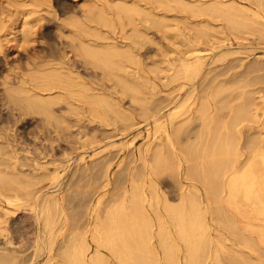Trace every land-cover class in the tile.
Masks as SVG:
<instances>
[{
    "label": "bare ground",
    "instance_id": "obj_1",
    "mask_svg": "<svg viewBox=\"0 0 264 264\" xmlns=\"http://www.w3.org/2000/svg\"><path fill=\"white\" fill-rule=\"evenodd\" d=\"M117 1L115 0V3H117V5H118V6L116 5V8L118 10V14L117 15H119L121 13H123V15H125L124 13H126L129 16H132L133 13H134V15H137V14L139 15L140 13H144L145 15L148 14V15H150V17L153 18L154 24L159 26L158 28H160L162 26H163V28H165L164 25H165V22H166V17L164 15L160 14L159 11H158L160 9L162 10V8H160L161 6L163 7V5H167L169 7L170 6L173 7V5L176 4V5L179 6L180 9L184 10V8H185V10H189V11H191L190 8H186V7H188V6L192 7L191 4H189V5H187V3L185 4L186 0H185V2H184V0H173V1H171V0H149V1L148 0H120L119 2H117ZM192 1H193V4H194V2H196V3L198 2V4L199 3L202 4V6H201V4H199L200 8H198L197 11H199L201 9V7H203V4L205 5V7H204L205 9H206L207 6L210 7L209 6L210 4H213V8H212V6H211V8H212V10H216V11L218 10L217 13H219V9L221 11V9L227 8L228 4L230 3V2H228V4H227V2L225 0H208V1H206V0H192ZM262 1H264V0H257L256 1L257 2L256 5L258 6V8L259 7H264V3ZM120 2L121 3L124 2L125 5L124 4H122L123 6L119 5V4H121ZM171 2L173 3V5H172ZM182 2H184L183 5H187V6H183ZM189 2H190V0H189ZM231 2H232V4L231 3L230 4L233 5L234 1L232 0ZM244 2H246V1L244 0ZM128 3H130L129 4L130 6H128ZM156 3H157L156 7L159 8L158 10L153 6ZM207 3H208V5H207ZM214 3H215V5H214ZM254 4L255 3H253V4L250 3V5H252L251 7H253ZM113 5H111V7L110 6L109 7L114 11L115 10V8H114L115 5H114V7H113ZM181 5L183 7H180ZM214 6H217V7H214ZM239 7L237 6V8H239ZM99 8L100 7L98 6V10L100 11L101 9H99ZM110 8H108V9H110ZM173 8H175V7H173ZM204 8H202V11L200 10L201 13L204 11ZM229 8H230V6H229ZM180 9H178V11ZM191 9L193 11V7ZM262 9H264V8H261V11H262ZM183 10H181V11H183ZM194 10H196V9L194 8ZM209 10H210V8L208 9V12L211 14L212 11L210 12ZM109 11L108 12L105 11V13H104V11L103 12L101 11L98 14L96 12L95 14L98 17L95 16L94 13H92L93 14V18L95 17L97 19L92 20L88 24L87 23H83L82 25H80V24L78 25L77 24L74 29H73V27H74V25H73L72 32H74V35H75L76 39H78V41H79V46H78L77 50H74V48H75L74 46H76V45H73V46L71 45L72 48L74 47L73 50L75 52V54H74L75 57L74 56H70V54L73 52L72 49H69L70 51L72 50L71 53H70L69 51H67L66 48H64L65 46L64 47L60 46V45H62L60 43H57V44L49 43V44H46V46H42L41 45L42 43H40V42L42 40L43 34L46 32V34L49 35L50 28H49V26H47V24L45 25L44 23H42L43 21H42V19H41L42 17L40 15L32 17L30 20L25 22L26 24H24V25H26V28L23 31V33H24L23 44L24 45L21 46L22 49H19V48H13V49L7 48V49H4L3 46H0V73H1L2 70L4 71V68L9 67L10 61H12L13 63H14V61L18 62V65L16 67L23 66L22 63H21V61H22L21 59H22V57L26 58V56H27L26 52L27 53H30V51L34 52L37 47H43L44 51H45V52H43V54H38V55H36V54L34 55L33 54V56L32 55L31 56L28 55L27 56V60L25 59L23 62H24V68H26L28 70V72L29 71L30 72L27 73V74L18 72L19 76H17L18 77L17 79H19V80H17L18 81L17 83H18L19 86L17 88H15V89L14 88L13 89L12 88H6L5 89V93H1V92H3V90L0 92V204L1 203H5L7 205H11L12 206L11 208H13V209H8L7 210V214H9L8 212H12L9 215H14V213H16L17 211L22 210V209L25 208L24 204L19 203V200L24 195H26V196H24V198H26L30 194H31V196H29V197H31L32 199L34 197L33 203L29 205V207H30L29 209L34 214V219H35L37 227H38V232H37L36 238L34 240V245H32L33 246V252H32L33 256L29 258L32 261V264H149L151 262V260L153 261V259H154L151 256L152 253H151V255H149V254H150V252H152V251H150V240L155 235L154 231H153V228L155 226L154 225L155 220H156V222H157V220L159 221L157 223H160L158 225H160L161 229H163L164 225L169 226V228H170L169 230L172 233H174V235L177 238V241H179V244H177V249L172 250L170 248H166V246H165V243L167 242V239L165 238L166 239L165 240L163 238L165 235L162 236V234H161L160 237L158 236L160 238L159 245H160L161 251L164 254L163 258L161 259V264H255V263L252 262V260L254 261L256 259L260 261V264H264V259H263L264 257L262 258V256H261V255H263L264 252L262 254H256L257 252L256 253L253 252L255 250H252V248H250L252 250V252H253V254H250V252H249L250 249L248 251L249 253H247V251H246L247 249L241 247L240 244L243 241L247 242V240L245 238L246 235H242V233H244L242 231H245V230H242V231L239 230V229L243 228V227L242 228L240 227V223L241 222L239 223L236 220L231 221V220L227 219L226 218L227 217L226 216L227 212L225 211L227 209V204H225L224 202H219L220 201V197L216 198L218 201L214 200L215 199L214 197H216V196H213V195H218L219 194L213 188H215L216 187L215 184H217V182H219V180H218L219 177L221 178L220 181L223 180L222 178H225L223 172H225V175H228L230 172H234L235 173V171H237V170H239V169H241L243 167H246V169L248 171V168L251 167V165L253 163H255V162H254V156H251L252 154H249L251 157L250 156L247 157V155H248L247 153H249L251 151L254 152L256 150L255 149L256 148L255 145L258 146L259 143H262V141L259 140V142H258L256 139L254 140L256 142H252L248 138H246V139H248L249 141L248 140L246 141L245 138H244L246 136V134H245L246 132L244 130L242 132V128L241 129L239 128V129L236 130L235 129L236 127H233L234 125L237 126V124H234L235 123V121H234V123L231 124V126L233 125L231 128H232V130H234V129L236 130V131L234 130L235 132L232 131L236 135L235 137H233L236 140L235 141L236 145H237L236 146L237 147L236 150L238 152V149L240 150V149H243L242 147H245L244 150L248 149L249 151L248 152L246 151L247 153H243V154H241V153L239 154L238 153V155L233 152L232 155L237 156L235 158V156H231L230 157V155H229V154L232 153L231 150H229L230 149V145H232V144H230L231 142L228 144L229 145V149L227 147L228 145H226L224 143L226 145V147H227L226 149H228L227 152H229V153H226L224 151L225 149L221 148V145H219L221 143V140H225L224 138H221L222 134H223L224 137L227 134H230V136L232 135L230 133V129L231 128H229L230 127L229 123L231 121L233 122V120L230 121L229 120V119H231V117H230L228 119L229 121H227L228 115L224 114V113H227V112H224V110H222L227 105V103L229 101L228 100L227 103L225 101V100H227L228 96H227V98L225 96V99L224 98H219L220 95H218V93L220 94V90H218V89L221 86V84L224 83L226 85V87H227V85H228L227 83L228 82L235 81V80H233V78L229 79L230 76H228L229 80L227 79L226 76L228 74L225 72L226 70L225 71L223 70L221 72L218 71L219 72L218 73L216 71L217 69L214 70L212 68V64H215L216 61H218L220 58L216 59L211 64H209V62L205 60V57L202 56V54H201L202 52L199 49L192 48V46H191L192 49L190 48L187 51L188 54L182 55L183 53L181 54V51L179 52V55H182V56L178 59V63L176 62L175 64H173V66H171V64L170 65L167 64L168 68L171 67L173 69L172 70V69L169 68L170 69L169 71L171 72V70H172V72H173V73L171 72L172 74H171V77H170V81L173 82V83H176V82L178 83L179 87L177 86V88L173 89L175 91H178V93L176 95H174L173 97H170V98H167L165 100H162L158 104H154L153 100L151 101L153 104L152 103L148 104V102H150V100L149 101H144L146 99H144L143 96L141 97V95H145V97L146 96L147 97H152L151 96L152 93L150 94L148 92L149 88L147 86H149V84H153L152 80L149 79L148 76L151 73V71H154V70H150L153 67L151 68L150 67L151 65L147 66L148 63H145V62L148 61V59L144 62V60H143L144 58H142L141 57L142 54H140V52L142 50L141 46L144 43H143V40H140V39H137V38H140L139 34L142 35L141 34L142 32H140L139 34H135V35L132 34L133 32L136 31L135 30L136 26H134V27H132L133 31H130V32H131L132 36L134 35L135 37L133 36V38H130V41L120 40V39L118 40V39L114 38L113 37L114 36L113 34L115 33L114 30H113L114 33H112V35H113L112 36V35L109 34V32H107L108 30L105 31V29H104V26L106 28V25L111 20V17H110L111 14H110ZM175 11H173V12H175ZM197 11H196V13H197ZM115 12H114V14H116ZM119 12H121V13H119ZM135 12H137V13L135 14ZM165 12L168 13L166 10H165ZM205 12L207 13V11H205ZM205 12H203V13L205 14ZM215 12H214L213 16H215ZM251 13L253 14V12H251ZM255 13H256V11H255ZM151 14H154V15L151 16ZM202 14H200V15H202ZM220 14H221V12H220ZM231 14L228 15V17L230 16L232 18L233 16H231ZM196 15H199V14H196ZM196 15H193V16L194 17H200V16H196ZM234 15H235V13H234ZM140 16H141V14L139 15V18H135L133 21H135L138 25L143 26V28L146 30L147 28L145 27L146 26L145 23L149 20L148 16H143V17L141 16V18H140ZM252 16H254V15H252ZM146 17H147V19H146ZM117 18L118 17H116V19ZM121 18H124V17L122 16ZM132 18L133 17H131V19ZM231 18H230V21L233 22L235 19L233 20ZM74 19H77V18H74ZM80 20L81 19H79V21L78 20L77 21L81 22ZM208 20H209V18H208ZM225 20H227V18H225ZM131 21L132 20H130L129 22H131ZM202 21H204V20H202ZM75 22H76V20H75ZM126 22H127V20H126ZM168 22H171V21L168 20ZM173 22H174V20H173ZM173 22H171V23H173ZM211 22H213V21H211ZM220 23H221V21H220ZM240 23H241V21L239 22V24ZM243 23L245 24V22H243ZM243 23H241V24H243ZM203 24H204V22L202 23V26L200 24H199L200 26L199 25H197V26L202 28ZM133 25H135V23H133ZM175 25H177V24H174V26ZM107 26H109V24ZM117 26L113 27L112 23H111V25L109 27H112V28L115 29V28H117ZM239 26L241 28V25H239ZM235 27L237 28V25ZM112 28H109V29L111 30ZM194 28H198V27L194 26L193 29ZM137 29L139 31H142L138 27H137ZM203 29H204V27L202 28V31H203ZM160 30L163 31V29H161V28H160ZM198 30H199L198 31V34H199L200 29H198ZM128 31H127V33L130 34V32H128ZM195 32H197V31H195ZM136 33H138V32H136ZM200 34H201V32H200ZM206 34L207 33H205V36H206ZM38 35H39V37H38ZM74 35H72V36H74ZM199 35L196 34V36H199ZM210 35H212V34H210ZM125 36L127 37V35H125ZM163 36H164V34H163ZM184 36H186V34ZM196 36H194L193 38H195L197 40ZM203 36H204V33H203V35L201 37H203ZM75 37L73 39H71L72 38L71 37L70 40L71 41L74 40V42H75ZM122 37H124V36L122 35ZM180 37H182V36H180ZM189 37H192V36H189ZM189 37L187 39H190ZM141 38H143V37H141ZM144 38H145V36H144ZM193 38H191V39H193ZM148 39L151 41L150 38H148ZM179 40H182V42L178 41L179 43H181L180 45L181 46L184 45V44H182L184 40L181 39V38ZM218 40H220V38ZM223 40H221V41L224 42ZM238 40H239V38H238ZM198 41H200V39H198ZM198 41H196V42H198ZM215 41L217 42V40H215ZM74 42H73V44H74ZM191 42H192V40H191ZM216 42H215V44H217ZM225 42H226V39H225ZM184 43H187V42H184ZM198 43H197V46H198ZM203 43H204V41H203ZM218 43H220V42L218 41ZM148 44H149V42H148ZM151 44H152V41H151ZM200 44H202V43H200ZM205 44H206V41H205ZM261 44H263V43H261ZM68 45H70V43ZM187 45H188V43H187ZM207 45H209V43ZM221 47H222V45H221ZM67 48H69V47H67ZM184 48H186V47H184ZM187 48H189V46ZM237 48H239V47H237ZM209 49H211V48H209ZM245 50H246V48H245ZM145 51H146V49H145ZM206 52L208 53V51H206ZM163 53H161V54H163ZM236 55H235V57H236ZM162 56L164 57V55H162ZM166 56H168V55H166ZM76 57H77V59L79 58V62H81L83 64L81 66H83L85 68V70L83 69V67H80L82 69L79 68L78 60H76ZM153 57H152V59H155ZM260 59H258L257 61H259ZM234 60H235V58H234ZM244 60H246V59H244ZM162 62H164V60L161 61V63ZM232 62H234V61H230L229 63H232ZM158 63H159V61H158ZM249 63H246V64H249ZM252 63H250V64H252ZM235 64L237 65V63H235ZM159 65H160V63H159ZM162 65H164V64H162ZM165 65H166V63H165ZM251 66L247 65L248 69L250 68L252 70ZM253 66H254V64H253ZM227 67H229V66H227ZM89 68L91 70L94 69L95 71L98 70L97 73H99V71H100L101 74L103 75V76L100 75L103 78L102 82L105 83L104 79L108 80L110 83H112L111 86H113V90L112 89L108 90L106 88V86L101 82L102 79L100 77H99L100 79L98 78L99 80L97 78H91L92 76L94 77V73H92L93 75H91V72L88 73L87 70ZM220 68H221V65H220ZM220 68H218V69L221 70ZM229 68H231V67H229ZM237 68L239 69V67H237ZM155 69L157 70L159 68H155ZM250 69H249V71H251ZM255 69H256L255 72H260V71L262 72V70H263V69L261 70L260 68H259V70L257 68H255ZM160 70H158V71H160ZM163 70H165V69H163ZM9 71H12V70H9ZM31 71H33V72H31ZM253 71H254V69H253ZM261 72L259 74H255L252 77H250L249 80H253L254 86L256 85V83H258V81H257L258 79L263 80L264 74L263 73L261 74ZM88 74L91 75V77ZM99 74L97 75V77L99 76ZM1 75L3 76V77L1 76L2 79H3L1 84L2 85H7V83H8L7 81H9L8 79H10L9 76L7 74H1ZM136 75H138V77H136ZM139 76H140V79L142 77L145 79L144 81H146V82L144 84L141 83V81L139 80ZM165 76H166L167 80H165L163 82L167 83L166 81H168L169 77H167V75H165ZM163 78L166 79L165 77H163ZM147 79H149V80L147 81ZM141 80H143V79H141ZM157 80H159V79L157 78ZM149 81H150V83H148ZM243 82H245V81H243ZM250 82H252V81H247V83H245V85H250L251 84ZM161 83L162 82H159V84H161ZM260 83H262V82L260 81ZM233 84H235V83H233ZM263 84H264V82H263ZM156 86L158 87V85H156ZM251 86L253 87V85H251ZM149 87H151V89L153 87L154 91L157 89L155 87V85L154 86L150 85ZM226 87H225V89L230 90L229 88H226ZM163 89H167V88H163ZM238 89H240V88H238ZM255 90H256V87H255ZM159 91H161V90L159 89ZM222 91H223V89L221 90V93H224ZM233 91H235V92H233ZM239 91L240 90L236 91V90L232 89L233 93H237ZM168 92H170V91H168ZM172 93H175V92H172ZM158 94H160V93H158ZM163 94L166 95L164 92L161 95H163ZM167 94H169V93H167ZM237 94H240V96H243L242 95L243 93H241V92L237 93ZM138 95H139V97H138ZM169 96H172V94H169ZM221 96H222V94H221ZM126 97H128V98L131 97V98H129V100L132 99V101L133 100H138L140 98L141 100L139 99V102L142 105H144L142 103V101L145 103V105H147V104L148 105H152V108L149 107L148 105L146 107H143V108H146V110H149L148 108L152 109V112H151L152 114L150 113L151 116L144 120V117L139 114L141 117H143V118H141L139 116L140 120L143 119V122H140V121L137 120L138 119V117H137L138 116V113H137L138 111L136 110V108L133 107L137 111V112L135 111L137 113V115H135L136 113L135 114L132 113V112H134V109L132 107H129V109L132 108L133 111L127 113L129 110L126 111L127 109L126 110L123 109V101H124V99ZM162 97H164V96H162ZM162 97H159V98L163 99ZM247 97H248V95H247ZM149 99H151V98H149ZM244 100H246V101L244 102ZM233 101H235V99L231 100L230 102L234 103ZM242 102L246 103V105L244 106L243 109L238 107V108H240L241 113H236L234 109H233L234 111H232V112H235L238 116L241 117V121H242V117L247 116L246 115L247 113H250V112L253 113L254 112V108H252L250 104L254 103L253 105H256V103H257V102L256 103L255 102L248 103L249 102V98L248 99H243ZM242 102H240V103H242ZM132 104L133 103L131 102L130 105H132ZM136 104H138V103H136ZM125 105H124V107H125ZM257 105H259V104H257ZM235 106H238V104H236ZM64 107H67V110H68L67 113H66L65 109L62 112V109ZM226 107L224 109H226ZM253 107H256V106H253ZM230 108L231 107L229 106V108H227V109L229 110ZM4 109H8L10 111V113H11V115L8 118H4V116H3ZM227 109H226V111H228ZM14 111L16 112L15 115L18 114L19 117L22 116V115L30 116V117H33L34 119L36 117H41L40 119H41L42 126H41V130L40 129L39 130L42 133V135L44 137H47L46 138L47 140H52L51 139L52 137H50V132L53 131V134L55 133V135H56V136L55 135L54 136L57 137V139H56L57 141L53 139L54 143H55V141L56 142H60L61 141V144H63L62 141H64V144H66V141H68L71 144L72 148L70 147V149L68 151L59 148L61 150L62 154L57 155L58 153H57L56 148L58 146H60L59 145L60 143H57L58 146L55 148V145H53V142L49 141L51 143V144H49L50 148H45L42 151L40 150L41 148L39 149V148H33V147H24V145L21 144L20 141H18L17 136H15V133L13 132V128H12V127H15L17 124H19V121H22L23 120L22 118L24 116L20 117L22 120L21 119L18 120L19 118H16L14 120L13 115H12ZM222 111L224 113H222ZM237 112H238V110H237ZM263 112H264V110H263ZM109 113H114V114L116 113V116L118 115L117 117H119L118 118L119 120H121V116L122 115L119 116V114H117V113H120V114L127 113L125 116H128V117H123L122 116L123 117L122 119L125 118L124 120H126V118H127L129 121L132 122V124L130 123V126H129L130 128H129L127 134H131V133L139 131V133H137L134 136V138L131 139L132 141L130 140L131 142H133V140L134 141L137 140V138L141 135V133H140V132H142L141 129L145 125L148 126L147 127V131L150 133V131L152 130V128L149 129V125L151 124V122L154 123L155 129L158 128L157 129L158 131H159V129H162L161 131H163L165 133V138H164V135H162V139H164V140H162L161 142L158 141L160 144L158 143L159 145H156V146H158L157 149H156L157 151L154 150L155 153H153V156L155 157V159L156 158H160L161 155H165V156L168 155L167 153L165 154L164 151L166 149L167 152L168 151L170 152L171 149L169 147H167L166 145H169L174 150V152L177 151L176 147L174 146V144H175L174 142L177 141V140L173 141V138H172V134L173 133L176 134L175 131L180 132L182 130L183 131V135H186L187 137H188L189 133L194 134V136H196V137L195 138L192 137V138L195 139V140L194 139L193 140L195 142L197 140L199 143H197V142L196 143L200 144L201 146L197 147L196 150L193 149V150H195V152L193 150H191L192 152H190V153H192V154L196 153V154H194V156L197 155L196 158L200 159V161L197 160L198 164L200 165L199 167L201 169H204V170H202L203 172L206 171L207 174L209 173L208 176L211 175V176H209V177H211V179H210V178H206L203 175V173H202V175L205 177V178L203 177L204 178L203 181L208 186L207 187L204 184L205 187L208 188V189L205 188V191L207 190L208 192H206L205 195H203L204 194V192H203L202 194L198 195V197L191 199L190 198L191 196L190 195H189L190 197L188 196L189 193L187 192V189H186V190H184L182 192V194H178V195H180V198H181V204L179 203L180 204L179 207H175L174 208L173 205H170L171 203L168 204L169 206L168 205L164 206L167 203L166 204L162 203L164 208L161 209L158 206L159 198H160L159 195L160 194H159L157 180H159V179H158V177L156 176L155 173L151 172L152 170L150 169V173L147 175V178L149 180L146 178L148 180V182H149L147 187H146V183H143L141 185L139 184V186L135 187V189L133 191V189L130 186V188L132 189L131 191L134 192V193L130 192L128 194V191H127L126 192L127 194L125 193L123 195V202L120 201V203L122 202L121 204L123 205V209H121L122 207L116 208V209H120V210H117V211L120 212L119 214L121 216H117V214H116L117 217H115V213L113 211L111 212L110 215L114 216L113 218H111V220H112L111 228L108 227V224H110V222L109 223L106 222V223H108L107 225H106V223H104L105 222L104 221V217L101 220L104 221L103 223L105 225L103 223L102 224L104 226H106L105 228L108 227L107 228L108 230L105 229L106 230L105 234L101 233L104 230L103 228H102V231H101L99 227L94 226L96 228H94V231H93L91 237L90 236L89 237H90V240L93 241L94 244H96V250H95L96 254L95 255L94 254L92 256L88 255L87 252L90 249L89 246H88L89 241H88L87 237H84L82 239V243L81 244H80V242L76 243L75 242L76 240H74L73 244H72V247L70 246V252H69V249L67 248L68 250H65V251L66 252L68 251L67 252L68 254L65 255L66 253L64 254V252H63L62 253L63 255L60 254L61 255L60 256L59 253H61V252L56 254L57 247H56V242H55V240H56L55 236H56V233H57V231L59 229L56 231L55 227L57 225V217H59L61 214L64 213V209L62 207V201L61 200H64V199L67 198V196L63 192V187L66 184L67 175L69 176L70 174H73V177H75L74 175L79 174L81 171L79 173H77V172L79 171V169H81L82 170L81 175L80 176H76V177H78V178H76V180H78V182H79V183H76L77 186L80 187V184H81L80 182H82L83 184L91 182V185H92V184H94V181H97L100 178L102 179V177L99 176L100 175L99 174L100 173L99 170L101 171L102 169H105V175H106L107 172L113 167L114 162H112V161L114 159H112V158H115V157H112V156L110 158H108V156H107L108 154H105L108 151L107 147H106V144L105 143H103V144L100 143L98 139L95 140L97 137H99L98 133H100L99 131H101V130H98L96 128L97 131H98L97 132V131H95L96 129L94 127L93 133L94 132H96V133L94 135L92 134L91 138H93L94 136L96 137L98 135L95 139H93V140H95L96 144H98V145H96V148H95V151H96L95 156H97V160H95V158H94L93 160H91V164L90 163L88 164V161H86L85 157L81 156L79 161L74 164V167H75L74 169L75 170L71 169V171H68V174H67L66 171L63 168V163L66 162L68 164L69 162H71L73 160L75 151L78 149L74 145V143H72L73 141H70V139H69V137L71 135H73V130L71 131L70 129L75 128V127L76 128L78 127L80 130L84 129L83 126L85 124L82 123L83 120L86 121L85 122L86 124L88 123L87 121H90L91 123L95 122V123H98L99 126L100 125L101 126L104 125V127H106L105 126L106 124L109 125V123H106V124L104 123L106 121V119L108 118V120L110 122V119H114L115 118V116L113 118L112 116H110L111 115L110 114L109 116L111 118L109 119V116H108ZM143 113H145V112H143ZM148 113L149 112H147V114ZM235 113L234 114L231 113V114H233L232 117L234 115H236ZM237 115H236V117L239 119L240 117H238ZM253 117L257 118L255 116H253ZM215 118L220 120L219 124H217L218 120L216 121ZM248 118H250V116H248ZM254 118H253V120H254ZM25 119H27V117H25ZM259 119L261 120V117ZM259 119H257V122H258ZM114 120H113V122H114ZM119 120H117V122L115 121L116 123H114V125H116L119 122ZM124 120H121V122L125 123ZM197 121H201V123L198 124L199 126L198 125L197 126L194 125L195 122H197ZM213 121H214V124L217 125L216 126L217 128L215 127V125H212V126H214L217 129L215 131H213L211 128L207 127L208 124L210 122H213ZM80 122H81L82 125L80 124ZM113 122H110V124L113 123ZM247 122H248V120H247ZM95 125L96 124H94L93 126H95ZM191 125L193 127H191L189 129V126H191ZM99 126H98V128H100ZM121 126L125 127V125H123V124H121ZM239 126L240 125H238V127ZM113 127L115 128V126H113ZM203 127H205V128H203ZM107 128H110V127H107ZM120 128L118 129V131L120 130ZM85 129H86V127H85ZM85 129L83 130V132H85ZM15 130H16V128H15ZM75 130H74V132H76L75 134L77 136V133L79 131H75ZM245 130L247 131V129H245ZM263 130H264V128H263ZM17 131H19V130H17ZM102 131L104 132L105 130H102ZM114 131L118 132L116 130H114ZM206 131L208 132V134L206 133ZM81 132L82 131H80V133ZM86 132H87V129H86ZM90 132L92 133V131L89 130L88 133H90ZM113 132L109 131V133H113ZM241 132L242 133L245 132L244 133L245 136H241L240 135ZM249 132L250 131H248V133ZM88 133H86V134L88 135ZM118 133H120V131ZM121 133H122V130H121ZM258 133H259V135H260V133L262 134V132H258ZM86 134H84V135L86 136ZM152 134L155 135V134H157V132H155V133L153 132ZM206 134H207V136H206ZM103 135H106V134L103 133ZM178 135H179V137H177ZM178 135L177 136L173 135V136H176L177 138H180V135H182V134L179 133ZM54 136H53V138H54ZM80 136L82 137V135L78 134V137L80 139L79 141L81 142V137ZM100 136L101 137H99V138H101V140H102L103 136L102 135H100ZM186 136H185V140L189 138V137L186 138ZM112 137H113V134H112ZM112 137H111V139H113ZM157 137H159V136H157ZM252 137H254V136H252ZM73 138H76V137L73 136ZM87 138L89 139V137H87ZM104 138H107V137H104ZM181 138H183V136ZM190 138H191V136H190ZM88 139H87V141H91V140H88ZM156 139H158V138H156ZM263 139H264V137H263ZM219 140H220V143H218V146H220V148L223 149L222 151L224 153H222L221 150H218L219 147H216L218 149L215 148V146H217V144L215 145V143L219 142ZM44 142H45V140H44ZM180 142H182V141H180ZM69 143H68V148L70 146ZM87 143L88 142H86L85 144H87ZM144 143H145V141L143 142V144ZM91 144H90V146L95 145V143H93V145H91ZM114 144L111 143V145H113V146H114ZM177 144L182 146L183 149L185 148V146L181 145V143L180 144L177 143ZM224 144L222 143L223 147H224ZM88 145H89V143H88ZM140 145H141V147L145 146V144L144 145L140 144ZM146 145H147V142H146ZM187 145H190V147L192 146L190 142ZM263 145H264V143H263ZM66 146H67V144H66ZM90 146H88V147H90ZM113 146H111V147H113ZM194 146H195V143L193 145V148H194ZM196 146H198V145H196ZM79 147L81 149V147H84V146L81 145ZM116 147L118 148V155L117 156H119V155H121V151L123 152V148H121V146H118V144H117ZM165 147L169 148L170 150H167V148H165ZM190 147L188 146V148H187V146H186V148L188 150H186V148H185L184 149V151L186 150L185 153H187L189 151ZM68 148H65V149H68ZM75 148H76V150H75ZM231 148H233V147H231ZM116 149H113V150H116ZM141 149H139V147H138V151H140ZM183 149H182V152H183ZM198 149H200V151ZM97 150H99V151H97ZM179 150H180V148H179ZM216 150H218V151H216ZM138 151H137V153H138ZM141 151H143V150H141ZM150 151H151L150 148L145 149L142 157L147 160L148 157H149V152ZM220 151H221V153L223 155L225 154V156L228 154V157L226 156V158H228V159L221 158L222 154H221L220 157L218 156L219 158H216L215 155H214L216 153H214V152H217V153L219 152V154H220ZM261 151L262 150H260L259 154L261 153ZM130 152H131V150H130ZM130 152H129V154L127 153V155H129L128 157H130L131 154H132ZM171 152H173V151H171ZM253 152H251V153H253ZM262 153H263V151H262ZM113 154H111V155H113ZM116 154H117V151H116L115 155ZM192 154H190L189 157H188L187 154H186V156H184L182 154L184 156L183 159L181 158L182 161L184 159H185L184 162L188 161V158H191ZM259 154H258V157H259ZM216 155H218V154H216ZM243 155L245 156V159L241 158L242 161H240V157H242ZM225 156H222V157H225ZM128 157L125 160H127L129 162V164H133V163H130L131 161L128 159ZM169 157H171V156H169ZM175 157H176V155H175ZM233 157H234V159H233ZM139 158H140V156H139ZM171 158H169V160ZM192 158H193V155H192ZM230 158H232V159H230ZM133 159H132V162L135 161V159H134V161H133ZM174 159L170 160V162L174 161L177 164L178 161H175ZM192 160L195 161V165L194 166L196 167V160L195 159H192ZM257 160H258V158H257ZM155 161L156 162L153 161L155 164L159 163V164H156V165L154 164L156 167L159 168L160 165H161V167L163 166L160 163H162L164 160L161 161V159H160L159 160L160 162H157L158 159H156ZM259 161L260 162L262 161V162H261V167L258 166V167H260L259 168L260 172H258V174H259V176H258V178H259L258 182L259 183L258 184H260V185H258V188L259 189L260 188L264 189V160L261 159ZM141 162H142V160H141ZM166 162H169V161L167 160ZM144 163H145V160H144ZM144 163H143V165H145ZM188 163H186V164L188 166L190 165V167H192V165H191L192 163L191 162H190L191 164H188ZM79 164H82V165H79ZM126 164H128V163H126ZM148 164H149V162H148ZM179 164H180V162H179ZM49 165H58V166H56V168H52V170L55 169V171L53 173H51L52 171L49 172ZM89 165H91L93 167V170L91 169L93 172H94L95 169L97 170L96 167L101 168V169L98 168V171H96V172H99V173H95L94 172L96 174L94 176L93 172L91 171L92 174L90 175L89 174V171H90V166ZM157 165H159V166H157ZM185 165H184V167H187ZM135 166L138 167L137 165H135ZM175 166L176 167L177 166L180 167V165H175ZM175 166L173 164L172 168L175 167ZM10 167H12V170L8 171V169H10ZM24 167H30V168H32V170H30V172L28 173L27 171H25L23 169ZM94 167H95V169H94ZM140 167L141 166H139V168ZM161 167H160V169H161ZM118 168H121V166H119ZM158 168H157V170L155 169L156 170L155 172L158 171ZM196 168H194V169L190 168V169H192V170H194L196 172ZM200 168H198V169H200ZM121 169H125V167L122 166ZM128 169H129V167H128ZM177 169H178V167H177ZM188 169H189V167L187 168V170ZM190 169H189L190 172L188 171L189 172V176H190V173L194 172V171L192 172V170H190ZM201 169L199 170V172H201ZM144 170H145V168H144ZM162 170H164V168ZM62 171H64V172H62ZM75 171H77V172H75ZM116 171H118V170H116ZM116 171H114V172H116ZM134 171H135V167H134ZM134 171H132V172H134ZM159 171H161V170H159ZM184 171L186 172V170H184ZM249 171L247 173L248 175H249ZM69 172H71V173L69 174ZM121 172L123 173V174H121L123 176L124 175V171L122 170ZM125 172H127V171H125ZM173 172L174 173H172L171 171H170V173L168 172V175H170V174L172 175L173 174L172 176H175L177 174V173L175 174L176 171H173ZM210 172H212L213 174H211ZM221 172H222V174L220 175L219 173H221ZM226 172H229V173L226 174ZM116 173H117V176H116V178H117L118 176H120V174H119L120 172H116ZM134 173H135V175H133L134 177L138 175L137 172H134ZM136 173H137V175H136ZM143 173L145 174V172H143ZM163 173L164 174L166 173L165 170L163 171ZM187 173H184V174H187ZM234 173H233V176H235L234 179H231V181H230L229 178H228V180L230 181V183H229L230 184V188L227 189V190H230L229 191L230 197H228L229 195L227 194L226 195L227 198H225L227 201H230V199H231V204L232 205H233V203H232L233 199H235V202H236V199H237L236 197H239V196H243L246 199V198H252V194H253V198H254L255 190H253V189L255 188L254 184H256L255 180H257V176H256L257 174L254 173V172H250V174L253 175V177L252 176H250V177L242 176L240 178H238L237 175H234ZM245 173H246V171H245ZM252 173H254V174H252ZM164 174H163V176H164ZM194 174H191V175H194ZM204 174H206V173H204ZM101 175H104V174L101 173ZM125 175H127V174H125ZM141 175L142 174H140L141 179L139 178V180H142V178L145 176L144 175L142 177ZM178 175H176V176H178ZM202 175H200V177H202ZM172 176H168L167 178L172 177ZM185 176H188V175H185ZM196 176H197V173L195 174V178L194 179H196ZM216 176L218 177L217 178V180H218L217 182H216V179H215ZM114 177H115V175H114ZM114 177H113V179H114ZM192 177H194V176H192ZM192 177H190V178H192ZM120 178H121V176H120ZM176 178L177 177H175L173 179H176ZM123 179H124V176H123ZM125 179H126V177H125ZM130 179H132V176L130 177ZM169 179H171V178H169ZM45 180H49L50 182L48 184H44ZM137 180H138V178H137ZM178 180H176V181H178ZM187 180H189V179H187ZM196 180H193V181H196ZM228 180H226L227 183L229 182ZM70 181H71V179H70ZM105 181H107V180H105ZM170 181L173 182L172 180H170ZM193 181H190V182H193ZM119 182H121V181H119ZM186 182H188V181H186ZM159 183H160V181H159ZM197 183H198V181H197ZM219 183L221 184V182H219ZM69 184H68V186H69ZM122 184L119 185L121 188L124 186ZM177 184H178V182H177ZM179 185L182 186L181 183ZM74 186H76V185H74ZM82 186L83 185H81V187ZM84 186H86V185H84ZM92 186H90V188ZM97 186H98V188L96 186L95 187L99 191L100 190L99 189V184ZM101 186L103 187V185H101ZM112 186H113V184H112ZM114 186L116 187V184ZM31 187L34 188V192L31 191L30 189H28V188H31ZM102 187H100V188H102ZM183 187L184 186H182V188L180 187L179 190L180 189H184ZM217 187H216V189L220 188V187L219 188H217ZM92 188H94V187H92ZM161 188H162V186H161ZM177 188H178V186H177ZM222 188H223V186L221 187V191H222V193H224L223 192L224 190H222ZM66 189H68V188H66ZM97 189H96V191H97ZM111 189H112V187H111ZM191 189L192 188H190L188 191H190ZM193 189H194V187H193ZM195 189H198V188L196 187ZM93 190H95V188L92 189V191ZM173 190H175V189H173ZM194 190L193 191L191 190V191L192 192H196V194H197L198 191H194ZM66 191H65V193H67ZM214 191L217 194H215ZM217 191H220V189L217 190ZM69 192L70 191H68V193ZM76 192H77V196H80V195L82 196V199H80V201L82 203H80V204H83L84 206H86L84 203H87V199L90 198V196L88 197L87 192L84 191V190L83 191L82 190L81 191L78 190ZM90 192L91 191L89 189V193ZM113 192H111V193H113ZM192 192L190 193L191 195H192ZM211 193H214V194L212 195ZM32 194L34 195L33 197H32ZM95 194H97V193H95ZM196 194H193V195L196 196ZM209 194H211L213 197L210 196ZM69 195H71V194H69ZM119 195H121L120 197H122V194H119ZM161 195H163L165 197V194L162 193V192H161ZM181 195H182V197H181ZM222 195L223 194H221L220 196H222ZM259 196H260V200L262 201V211H263V215H264V194L263 193L262 194L259 193ZM29 197H27V201H29L31 199V198L29 199ZM91 197H92V195H91ZM24 198H22V200H24ZM101 198H100V200H101ZM107 198H110V196L107 197ZM228 198H229V200H228ZM32 199H31V201H32ZM77 199H78V197H77ZM239 199H241V198H239ZM108 201H111V202H108ZM108 201H107V203L110 204V203H112L113 199H110ZM73 202H74V200H73ZM115 202H117V201H115ZM166 202L169 203V201H167V200H166ZM71 203H69L70 204L69 205L70 209L75 206V203H74V206H71ZM105 203H103V204H105ZM228 203H230V202H228ZM108 204H106V205H108ZM83 205L82 206L80 205L81 208L83 207ZM106 205H104V206H106ZM111 205L113 207L114 204H111ZM122 205H120V206H122ZM76 206H78V205H76ZM0 207H2V206H0ZM66 207L68 208V206H66ZM55 208L56 209L59 208L58 211H55ZM70 209H68L67 211H70ZM107 209H109V213H110L111 209H113V208L107 206L106 210ZM81 211L83 212V210H81ZM81 211H80V213H81ZM77 212L79 213V211H76V213ZM85 213H87V212L82 213V218H83V215L85 216ZM104 213L106 214L105 220L106 219L110 220V217H108V215H107L109 213H106V211H104ZM104 213H103V215H104ZM73 214H75V213H73ZM79 215H78V217H79ZM230 216H228V217H230ZM72 217H71V219H73ZM75 217L77 218V216H75ZM80 217H81V215H80ZM68 218L70 219V217H68ZM95 218L97 220L98 217H95ZM262 218H263V221H264V216ZM262 218H261V220H262ZM81 219H80V222H81ZM251 219L252 220H248L247 219V220L243 221L245 223L246 227H249L251 225L250 221L251 222L255 221V218L254 219L251 218ZM98 221H99V219L96 221L97 224H99ZM241 221H242V219H241ZM256 221H258V220H256ZM62 222H63V219H62ZM72 222H70V223H72ZM101 222H100L99 225H101ZM258 222L261 224L260 221H258ZM75 223H76V220L74 222V226L75 225L76 226L77 225L80 226V223L79 224H75ZM0 224L2 225L1 222H0ZM83 224H85V223H83ZM252 224H254V222ZM255 224H254V226H255ZM158 225H156V229L157 228L159 229V227H157ZM257 225L259 226V224H257ZM59 226H60V223H59ZM104 226L101 225V227H104ZM261 226H262V230L264 231V229H263L264 222L261 224ZM261 226H259V227H261ZM2 227H4V225H2ZM2 227L0 226V230L3 229ZM72 228H73V226L70 227L71 230H72ZM76 228L77 227H75V229ZM79 228H81V227H79ZM79 228H78V231H79ZM4 229H5V227H4ZM75 229L73 228V230H75ZM71 230H69V231H71ZM157 230L155 232H157ZM160 231H161V233H163L162 230H160ZM160 231H159V234H160ZM2 232H3V230H2ZM167 233L169 234L170 232H167ZM240 233H241L242 236H245V237H242L243 241L240 240L241 242L238 240L240 238L239 236H241V235H239ZM79 234H77V235H79ZM263 234H264V232H263ZM67 235L75 236V235H72V234L71 235L67 234ZM237 235H239L238 236L239 238L236 237ZM63 236H64V233H63ZM76 236H75V238H76ZM155 236H157V235H155ZM64 237H66V236H64ZM170 237H171V239H170L171 242L170 243H173L172 242L173 236H170ZM236 238H238V239H236ZM250 238L251 237H249L248 239L250 240ZM60 239H61V237H60ZM66 239H68V238H66ZM80 239L81 238H79V240ZM163 239L166 242H164ZM220 239H223L224 243L228 242V241L230 242V244H228V245H230L229 247L227 246V243H226V246L228 248V249H226V252L223 251L226 248L225 245L220 247V245H222V243L220 244ZM70 240L71 239H69V241L66 242L67 243L66 245H68V244L71 245V243H69ZM10 243H12V242H10ZM175 243H176V241H175ZM245 243L243 242L242 244L245 245ZM156 245L158 246V244H156ZM167 245H169V244H167ZM223 247H224V249L222 250L221 248H223ZM246 247H248V245H246ZM0 248H1V246H0ZM55 248H56V251H55ZM160 248H159V250H160ZM4 249H2V250H4ZM243 249H246V250L244 251ZM61 250H63V249H61ZM104 250L105 251L107 250L106 252L109 253V256L106 255L103 252ZM26 252H28V251H26ZM17 255H14V254L8 255L7 253L4 254L2 252V255H0V264H21L22 261H23L21 259L22 257L17 256ZM56 255H59V257H57ZM29 256H27V257H29ZM63 256L64 257L67 256V257L63 258ZM149 256H151V260L150 261H149V259H150ZM108 259H111L112 262L109 261ZM41 261H43V263H41ZM25 262H23V263L24 264H26V263L29 264L28 262H30V261H28L26 263Z\"/></svg>",
    "mask_w": 264,
    "mask_h": 264
},
{
    "label": "rangeland",
    "instance_id": "obj_2",
    "mask_svg": "<svg viewBox=\"0 0 264 264\" xmlns=\"http://www.w3.org/2000/svg\"><path fill=\"white\" fill-rule=\"evenodd\" d=\"M117 1V0H116ZM120 0H118L117 2H119ZM149 1V0H148ZM171 1H173V0H171ZM206 1H208V0H206ZM226 2H227V4H228V2H230L231 4H232V0H225ZM234 1V3H233V5H231L230 3L228 4V7L227 8H225V9H221V11H220V9H219V13H217L218 12V10L216 11V10H212V8H213V4H210L209 2V6L210 7H206V9L208 8H210V12H211V14L208 12V9L206 10L204 7H205V5L203 4V7H201V11H202V8H204V11L203 12H205V11H207V13L205 12V16L207 17H205L201 12H200V10L199 11H197L198 10V8H200L199 6V4H201V3H199L198 4V2L196 3V2H194V4H193V1L192 0H190V2H189V0H186V2H185V0H184V2H185V4L187 3V5H189V4H191L192 5V7H193V11H192V7H186V8H190V10L192 11H189V10H185V8H184V10L183 9H180L179 8V6L178 5H176V4H174L173 5V3H172V5H173V7H175V8H173L172 6H167V5H163V7L161 6H159L160 8H162V12L160 11V10H158L159 8L158 7H156L157 6V3L155 4V5H153L158 11H159V13L160 14H162V15H164L165 17H166V22H165V28H163V26L162 27H160L161 29H163V31H161L160 30V28H158L159 26L158 25H156V24H154V22H153V18L152 17H150V15H148V14H144V13H140L141 14V16L143 17V16H148V23L146 22L145 23V27L147 28L146 30L143 28V26H140V25H138L135 21H133L135 18H139V15L137 16V15H134V13L132 14V16H129L128 14H126V13H124L125 15H123V13H121V12H119V13H121V14H119V15H117L118 14V10H117V8H116V5H117V3H115V0L113 1V0H0V46H3L4 47V49H7V48H11V49H13V48H19V49H22L21 48V46L22 45H24L23 44V41H24V33H23V31H24V29L26 28V25H24V24H26L25 22L26 21H28V20H30L32 17H35V16H37V15H40L42 18V23H44L45 25L47 24V26H49V28H50V33H49V35H47L46 34V32L43 34V36H42V40H41V42L40 43H42L41 45L42 46H46V44H49V43H52V44H57V43H60V44H62V45H60V46H65L64 48H66L67 49V51H69L70 53H71V51L73 50V48H74V50H77V48H78V46H79V41H78V39H76V37H75V35H74V32H72V30L75 28V26L78 24H80V25H82L83 23H90L92 20H94V19H97V18H93V14L92 13H96L97 12V14L99 13V12H103L104 11V13H105V11H109L111 8V5H115V7H114V5H113V7L115 8V10L113 11L112 9L109 11L110 12V17H111V20H110V22H108V24H109V26L111 25V23H112V26L114 27V26H117V28H112V27H109V26H107L106 25V28H105V26H104V29H105V31H107V32H109V34L110 35H112V33H114L113 32V30L115 31V33L112 35L114 38H116V39H120V40H127V41H130V38H133V36L135 35V34H139L140 32H142L141 34L142 35H140L139 34V37L140 38H137V39H140V40H143V45L141 46V48H142V50H141V52H140V54H142L141 55V57L142 58H144L143 60H144V62L148 59V61H146L145 63H148L147 64V66H150L152 69H150V70H154V71H151V73L149 74V76H148V78L149 79H151L152 80V83L153 84H149V86L151 85V86H154L155 85V87L157 88L155 91H154V89H153V87H152V89H151V87H149V86H147L149 89H148V92L151 94V96L152 97H145V95H141V97L143 96V98L144 99H146V100H144V101H149L150 100V102H148V104H150V103H152L151 101L153 100L154 102V104H158V103H160L162 100H165V99H167V98H170V97H173L174 95H176L177 93H178V91H175V90H173L174 88H177V86H178V83L176 82V83H173V82H171L170 81V77H171V74L173 73L172 72V68L171 67H169L170 69H172L171 70V72L169 71L170 69L167 67L168 65L167 64H171V66H173V64H175L176 62L178 63V59L182 56V55H184V54H188L187 53V51L191 48V46H192V48H194V49H199L202 53V56H204L205 57V60L206 61H208L209 62V64H211L213 61H215L216 59H218V58H220L218 61H216V63L215 64H212V68L215 70V69H217L216 71L218 72H221V71H225L228 75L226 76L227 77V79H228V76H230L229 77V79L231 78H233V80H235V81H230V82H228L227 84V87H226V85L224 86L223 84H221V86L219 87V89L218 90H220V94L218 93V95H220L219 96V98H224L225 99V96H226V98H227V96H228V98H227V100H225L226 101V103H227V101H228V103H227V107H226V109L227 108H229V106L231 107L228 111H226V109H222V110H224V112H227V113H224L223 111H222V113H224V114H227L228 115V118H227V121H231V120H233V122L231 123H229L230 124V127L229 128H231L232 126H231V124H233L234 123V121H235V123L234 124H237V126L236 125H234L233 127H236L235 129L237 130V129H241L242 128V132H243V130L246 132H244L245 134H246V136H245V134L244 133H242L241 132V136H245L244 138H245V140L247 141L248 139L250 140V141H252V142H256V141H254L255 139L259 142V140L260 141H262V143H259V145L257 146V145H255L256 146V150L253 152V151H251V152H253V153H251V152H249V153H247L249 150L247 149V150H244V148L245 147H242L243 149H238V152H237V150H236V140H235V138H233V137H235L236 135L232 132V131H234V130H232V128L230 129V133L233 135H231L230 136V134H227V135H225V137L223 136V134H222V136H221V138H224L225 140H221V143H220V140H219V142H217V143H215V145L217 144V146H215V148L216 147H219V149L218 148H216V149H218V150H223V149H221V148H224L225 150V152L226 153H229V152H227V150L229 149V143L230 144H232V145H230V149L229 150H231V154H229L230 155V157L231 156H235V155H232L233 154V152L235 153V154H237L238 155V153L240 154H243V153H247L248 155H247V157H249L250 155L249 154H252L251 156H254V162L255 163H253L252 165H251V167H249L248 168V171H249V175L247 174L248 173V171H247V169H246V167H243V168H241V169H239V170H237V171H235V173L234 172H226V174H228V175H225V172H223V174H224V176H225V178H222L223 180L222 181H220V177H219V182H221V184L219 183V182H217L218 180H217V176H216V182H217V184H215V186L217 187V188H219L220 189V191H217V190H219V189H216V187L215 188H213V189H215L216 190V192L217 193H219L218 195H213L214 193H211L213 196H216V197H214L213 199L214 200H216V201H218L216 198H218V197H220V201L219 202H224L225 204H227V209L225 210L226 212V218L227 219H229V220H231V221H234V220H236L237 222H241L240 223V227L242 228V229H239V230H245V231H242V232H244V233H242L241 231V233H242V235H246V237L245 236H242L241 235V233L239 234V235H241V236H239V235H237L236 237H238V238H236V239H238L239 241L241 240V241H243V238L242 237H245L246 238V240H247V242L246 241H243L244 243H245V245L244 244H240L241 245V247H243V248H246V249H243L244 251L246 250L247 251V253H249L250 252V254H253V252H257L256 254H262L263 252H264V234H263V230H262V226H261V224L264 222L263 221V211H262V201L260 200V196H259V193L260 194H264V189H262V188H258V185H260V184H258L259 182V178H258V176H259V174H258V172H260L259 171V168L261 167V162L259 161V160H261V159H263L264 160V145H263V143H264V139H263V137H264V130H263V128H264V112H263V110H264V84H263V80H264V76L262 77L263 78V80H260V79H258L257 81H258V83H256V85L254 86V82H253V80H249L250 79V77H252L253 75H255V74H259L260 72H255V68H257L258 70H259V68L262 70V72H261V74L263 73L264 74V9H262V11H261V8H264V7H259L258 8V6L256 5V1L255 0H245L246 2H244V0H233ZM240 1V2H239ZM253 1V2H252ZM151 2V1H150ZM184 2H182V5H183V3ZM236 2V3H235ZM263 3H264V1H262ZM105 3V4H104ZM121 3V2H120ZM208 3H207V5H208ZM250 3H255L254 5H253V7H251L252 5H250ZM103 4V5H102ZM111 4V5H110ZM119 4V3H118ZM122 4H124L125 5V3L124 2H122L121 4H119V5H122ZM130 3H128V6H130L129 5ZM154 4V3H153ZM105 5V6H104ZM176 5V6H175ZM180 6V7H183V6H187V5H183V6ZM214 5H215V3H214ZM217 5V4H216ZM242 5V6H241ZM98 6L100 7L99 9H101L100 11L98 10ZM110 6V7H109ZM118 6V5H117ZM123 6V5H122ZM152 6V7H153ZM167 6V7H166ZM198 6V7H197ZM201 6H202V4H201ZM211 6H212V8H211ZM229 6H230V8H229ZM232 6V7H231ZM237 6L239 7V8H237ZM244 6V7H243ZM255 6V7H254ZM112 7V8H113ZM214 7H217V6H214ZM108 8H110V9H108ZM113 8V9H114ZM167 8V9H166ZM174 10H173V9ZM194 8L196 9V10H194ZM229 8V9H228ZM245 8V9H244ZM178 9H180L179 11H178ZM231 9V10H230ZM247 9V10H246ZM249 9V10H248ZM117 10V11H116ZM165 10L168 12V13H166L165 12ZM176 10V11H175ZM181 10H183V11H181ZM246 10V11H245ZM116 11V12H115ZM173 11H175V12H173ZM178 11V12H177ZM196 11H197V13H196ZM215 12V16H213L214 15V12ZM255 11H256V13H255ZM261 11V12H260ZM113 12V13H112ZM114 12L116 13V14H114ZM182 12V13H181ZM220 12H221V14H220ZM251 12H253V14L251 13ZM137 12H135V14H136ZM199 14V15H196V14ZM227 13V14H226ZM232 13V14H231ZM234 13H235V15H234ZM237 13V14H236ZM263 13V14H262ZM92 14V15H91ZM144 14V15H143ZM200 14H202V15H200ZM209 14V15H208ZM220 14V15H219ZM231 14V16H233L232 18L229 16L228 17V15H230ZM256 14V15H255ZM101 15V14H100ZM99 15V16H100ZM152 15H154V14H151V16ZM193 15H196V16H200V17H194ZM252 15H254V16H252ZM258 15V16H257ZM92 16V17H91ZM95 16H97L96 14H95ZM113 16V17H112ZM124 17V18H121V17ZM136 16V17H135ZM141 16H140V18H141ZM179 16V17H178ZM213 16V17H212ZM227 16V17H226ZM235 16V17H234ZM98 17V16H97ZM116 17H118L117 19H116ZM128 17V18H127ZM131 17H133L132 19H131ZM150 17V18H149ZM221 17V18H220ZM74 18H77V19H74ZM81 19L80 21L81 22H78L79 21V19ZM88 18V19H87ZM92 18V19H91ZM115 18V19H114ZM208 18H209V20H208ZM225 18H227V20H225ZM229 18V19H228ZM230 18L231 19H235L233 22L232 21H230ZM242 18V19H241ZM250 18V19H249ZM124 19V20H123ZM146 19H147V17H146ZM214 19V20H213ZM75 20H76V22H75ZM78 20V21H77ZM113 20V21H112ZM126 20H127V22H126ZM130 20H132L131 22H129ZM168 20L169 21H171V22H173V20H174V24H177V25H175L174 26V24L173 23H171V22H168ZM202 20H204V21H202ZM122 23H121V22ZM211 21H213V22H211ZM220 21H221V23H220ZM241 21V23H243V22H245V24L243 23V24H239V22ZM177 22V23H176ZM204 22V24H203V27H204V29H203V31H202V28H200L199 26L201 25L202 26V23ZM206 22V23H205ZM226 22V23H225ZM228 22V23H227ZM75 23V24H74ZM130 23V24H129ZM133 23H135V25H133ZM210 23V24H209ZM233 23V24H232ZM122 24V25H121ZM154 26H153V25ZM200 24V25H199ZM247 24V25H246ZM73 25H74V27H73ZM197 25H199V26H197ZM237 25V28L235 27ZM239 25H241V28H240V26ZM134 26H136L134 29L136 30L135 32H133L132 34H134L133 36H132V34H131V32L130 31H133V29H132V27H134ZM150 26V27H149ZM198 27V28H194L193 29V27ZM207 26V27H206ZM245 26V27H244ZM72 27H73V29H72ZM137 27L138 28H140V30H142V31H139L138 29H137ZM142 27V28H141ZM156 27V28H155ZM225 27V28H224ZM109 28H112L111 30L109 29ZM130 29V30H129ZM165 29V30H164ZM198 29H200V32H201V34H200V32H199V34H198ZM206 29V30H205ZM119 30V31H118ZM129 30V31H128ZM209 30V31H208ZM262 30V31H261ZM127 31L128 32H130V34L129 33H127ZM149 31V32H148ZM166 33H165V32ZM195 31H197V32H195ZM207 31V32H206ZM126 32V33H125ZM136 32H138V33H136ZM183 32V33H182ZM144 33V34H143ZM161 33V34H160ZM195 33V34H194ZM203 33H204V36H205V33H207L206 34V36L203 38V37H201L202 35H203ZM209 33V34H208ZM163 34H164V36H163ZM168 36H167V35ZM186 34V36H184ZM196 34L197 35H199V36H196ZM210 34H212V35H210ZM72 35H74V36H72ZM122 35L124 36V37H122ZM125 35H127V37L125 36ZM182 36V37H180V36ZM121 36V37H120ZM137 36V35H136ZM144 36H145V38H144ZM189 36H192V37H189ZM194 36H196V38H197V40L195 39V38H193ZM38 37H39V35H38ZM72 37V38H71ZM75 37V42H74V40L73 41H71L70 40V38L71 39H73ZM135 37V36H134ZM141 37H143V38H141ZM186 37V38H185ZM190 38V39H187V38ZM123 38V39H122ZM148 38H150L151 39V41H152V44H151V41L148 39ZM183 39L184 41H183V43L182 44H184V45H180L181 43H179V42H182V40H179V39ZM191 38H193V39H191ZM203 38V39H202ZM220 38V40H218ZM226 39V42H225V39ZM238 38H239V40H238ZM198 39H200V41H198ZM224 39V40H223ZM149 40V41H148ZM190 40V41H189ZM191 40H192V42H191ZM215 40H217V42L215 41ZM221 40H223L224 42H222ZM228 40V41H227ZM257 40V41H256ZM78 41V42H77ZM179 41V42H178ZM196 41H198V42H196ZM203 41H204V43H203ZM205 41H206V44H205ZM213 41V42H212ZM218 41L220 42V43H218ZM235 41V42H234ZM246 41V42H245ZM248 41V42H247ZM73 42H74V44H73ZM148 42H149V44H148ZM184 42H187L188 43V45H187V43H184ZM215 42L217 43V44H215ZM256 42V43H255ZM260 42V43H259ZM67 43V44H66ZM70 43V45H68ZM156 43V44H155ZM197 43H198V46H197ZM200 43H202V44H200ZM209 43V45H207ZM212 43V44H211ZM214 43V44H213ZM261 43H263V44H261ZM65 44V45H64ZM261 44V45H260ZM67 45V46H66ZM73 45H76V46H74L73 48H72V46ZM160 45V46H159ZM207 45V46H206ZM218 45V46H217ZM221 45H222V47H221ZM249 45V46H248ZM189 46V48H187ZM206 46V47H205ZM215 46V47H214ZM229 46V47H228ZM235 46V47H234ZM260 46V47H259ZM263 46V47H262ZM62 47V48H63ZM67 47H69V48H67ZM184 47H186V48H184ZM221 47V48H220ZM237 47H239V48H237ZM191 48V49H192ZM209 48H211V49H209ZM245 48H246V50H245ZM69 49H72L71 51L69 50ZM145 49H146V51H145ZM148 49V50H147ZM187 49V50H186ZM74 50H73V52H74ZM151 50V51H150ZM167 50V51H166ZM144 51V52H143ZM164 53H163V52ZM178 51V52H177ZM181 51V54L182 55H179V52ZM206 51H208V53L206 52ZM43 52H45L44 51V48L43 47H37L36 49H35V51L33 52V51H30V53H27L26 52V55L28 56H33V54L35 55H38V54H43ZM71 53L70 54V56H74L75 57V52L74 53ZM146 52V53H145ZM262 52V53H261ZM161 53H163V54H161ZM145 54V55H144ZM168 55V56H166V55ZM237 54V55H236ZM147 55V56H146ZM162 55H164V57L162 56ZM235 55H236V57H235ZM27 56H26V58L25 57H22V61H21V63H22V65L23 66H20V67H16L17 65H18V62H15L14 61V63L12 62V61H10V65H9V67H6V68H4V71L2 70L1 71V73H0V92L3 90V92H1V93H5V89L6 88H17L19 85H18V81L17 80H19V79H17L18 77L17 76H19L18 75V72L20 73H29L28 72V70L26 69V68H24V60L26 59L27 60ZM144 56V57H143ZM150 56V57H149ZM154 56V57H153ZM177 58H175V57ZM152 57L153 58H155V59H152ZM249 57V58H248ZM258 57V58H257ZM262 57V58H261ZM168 58V59H167ZM234 58H235V60H234ZM257 58V59H256ZM261 58V59H260ZM150 59V60H149ZM172 59V60H171ZM224 59V60H223ZM233 59V60H232ZM244 59H246V60H244ZM258 59H260L259 61H257ZM76 60H78V64H79V68L80 67H83V66H81V65H83L81 62H79V58L77 59V57H76ZM157 60V61H156ZM164 60V62H162L161 63V61H163ZM240 60V61H239ZM252 60V61H251ZM158 61H159V63H160V65H159V63H158ZM173 61V62H172ZM175 61V62H174ZM230 61H234V62H232V63H229ZM158 64H157V63ZM168 62V63H167ZM172 62V63H171ZM252 63V64H250V63ZM165 63H166V65H165ZM228 63V64H227ZM235 63H237V65L235 64ZM239 63V64H238ZM246 63H249V64H246ZM259 63V64H258ZM263 63V64H262ZM16 64V65H15ZM162 64H164V65H162ZM227 64V65H226ZM253 64H254V66H253ZM262 64V65H261ZM158 67H157V66ZM220 65H221V68H220ZM226 65V66H225ZM239 65V66H238ZM242 65V66H241ZM247 65H252L251 66V68H252V70L251 71H249V69H248V67H247ZM261 65V66H260ZM225 66V67H224ZM227 66H229V67H231V68H229V67H227ZM239 67V69L237 68V67ZM258 66V67H257ZM149 67V68H150ZM247 67V68H246ZM262 67V68H261ZM155 68H159V69H155ZM218 68H220L221 70H219ZM224 68V69H223ZM226 68V69H225ZM80 69H82V68H80ZM83 69L85 70V68L83 67ZM90 69V68H89ZM87 70L88 71V73H90L91 72V75H93L92 73H94V77L92 76L91 77V75H89L91 78H101L102 80H101V82L103 81V78H102V74H101V72L99 71V73H97L98 72V70ZM162 71H161V70ZM163 69H165V70H163ZM168 69V70H167ZM233 69V70H232ZM241 69V70H240ZM253 69H254V71H253ZM9 70H12V71H9ZM158 70H160V71H158ZM86 71V72H87ZM95 71V72H94ZM31 72H33V71H31ZM215 72V71H214ZM218 72V73H219ZM230 72V73H229ZM237 72V73H236ZM96 73V74H95ZM159 75H157V74ZM213 73V72H212ZM1 74H7L8 76H9V78L10 79H8L9 81H7L8 83H7V85H2L1 84V82L3 81V79H2V75ZM99 74V76L97 77V75ZM235 74V75H234ZM100 75H102V76H100ZM152 77H151V76ZM157 75V76H156ZM164 75V76H163ZM165 75H167V77H169L168 78V81H166L167 83H165V82H163V81H165V80H167V78H166V76ZM232 75V76H231ZM2 76V77H1ZM136 77H138V75H136ZM161 79H160V78ZM163 77H165L166 79H164ZM249 77V78H248ZM99 78V79H100ZM157 78L159 79V80H157ZM164 80H163V79ZM235 78V79H234ZM238 78V79H237ZM248 78V79H247ZM98 79V80H99ZM141 79H143V80H141ZM140 79V76H139V80L141 81V83H145L146 81H144L145 79L142 77ZM149 79H147V81L149 80ZM228 79V80H229ZM106 79H104V82L106 83H103L105 86H106V88L108 89V90H110V89H112L113 90V86H111V84L112 83H110L108 80H106ZM162 80V81H161ZM245 81V82H243V81ZM144 81V82H143ZM158 81V82H157ZM247 81H252V82H250L251 84L250 85H245V83H247ZM256 81V82H257ZM260 81L262 82V83H260ZM159 82H162L161 84H159ZM148 83H150V81L148 82ZM233 83H235V84H233ZM169 84V85H168ZM232 84V85H231ZM262 84V85H261ZM156 85H158V87L156 86ZM236 87H235V86ZM251 85H253V87L251 86ZM111 86V87H110ZM162 86V87H161ZM164 86V87H163ZM223 86V87H222ZM231 88H230V87ZM245 86V87H244ZM154 87V88H155ZM179 87V86H178ZM225 87L226 88H229L230 90H227V89H225ZM255 87H256V90H255ZM259 87V88H258ZM162 88V89H161ZM163 88H167V89H163ZM223 89V91L222 92H224V93H221V90ZM238 88H240V89H238ZM243 88V89H242ZM159 89L161 90V91H159ZM232 89L233 90H240L239 92H237V93H243L242 95L243 96H240V94H237V93H233V92H235V91H233L232 92ZM111 90V91H112ZM177 90V89H176ZM217 90V91H218ZM254 90V91H253ZM263 90V91H262ZM168 91H170V92H168ZM260 91V92H259ZM165 93L166 95H161L162 93ZM172 92H175V93H172ZM230 92V93H229ZM148 93V94H149ZM155 93V94H154ZM158 93H160V94H158ZM167 93H169V94H172V96H169V94H167ZM221 94H222V96H221ZM225 94V95H224ZM246 94V95H245ZM157 97H156V96ZM232 95V96H231ZM240 97H239V96ZM247 95H248V97H247ZM261 95V96H260ZM149 96V95H148ZM162 96H164V97H162ZM168 96V97H167ZM138 97H139V95H138ZM159 97H162L163 99H161V98H159ZM263 97V98H262ZM128 97H126L125 99H124V101H123V109H127L126 111H128L127 113H129V112H132L133 110H132V108L134 107V108H136V110L138 111H136L134 108V112H132L133 114H135L136 112L138 113V121H140V122H143V119H139L141 116H143L144 117V120L146 119V118H148V117H150L151 116V112H152V105H148L149 107H151V108H148L149 110H146V108H143V107H146L147 105H145V103L142 101V103L144 104V105H142L140 102H139V99L138 100H133L132 101V99H130L129 100V98H131V97H129L128 99H127ZM148 98V99H147ZM149 98H151V99H149ZM233 98V99H232ZM249 98V102L248 103H251V102H257L256 103V105H253L254 103H252V104H250L251 105V107L252 108H254V112L253 113H251L250 111V113H247L246 115L247 116H245V117H242V121H241V117L240 116H238L236 113H241V111H240V108H244V106L246 105V103H244L246 100H244V102H242L243 101V99H248ZM156 101H155V100ZM234 100L235 99V101H233L234 103H232V102H230L231 100ZM261 99V100H260ZM141 100V99H140ZM240 100V101H239ZM242 100V101H241ZM254 100V101H253ZM129 101V102H128ZM134 104H132V105H130L131 104V102ZM263 101V102H262ZM127 104H126V103ZM240 102H242V103H240ZM136 103H138V104H136ZM152 103V104H153ZM232 105H231V104ZM263 103V104H262ZM126 104V105H125ZM236 104H238V106H235ZM257 104H259V105H257ZM124 105H125V107H124ZM141 105V106H140ZM240 105V106H239ZM127 106V107H126ZM253 106H256V107H253ZM129 107H132L131 109H129ZM237 107V108H236ZM238 107H240V108H238ZM64 109H65V111H66V113L68 112V110H67V107H64L63 109H62V112L64 111ZM151 109V110H150ZM235 110V112H232V111H234ZM259 111H258V110ZM237 110H238V112H237ZM136 111V112H135ZM256 111V112H255ZM140 112V113H139ZM143 112H145V113H143ZM147 112H149L148 114H147ZM15 111L13 112V118H14V120L16 119V118H19L18 120H20L21 118L20 117H22V116H24L21 120L22 121H19V124H17L15 127H12L13 128V132L15 133V136H17V139H18V141H20L21 142V144H23L24 145V147H33V148H41L40 150L42 151V150H44L45 148H50V145L49 144H51L50 142H53V145H55V148L58 146V144L57 143H60L59 145L60 146H58L57 148H56V150H57V155H60V154H62V152H61V150L60 149H64V150H69L70 149V147H71V144L68 142V141H66V144H67V146H66V144H64V141H62V143L63 144H61V141L60 142H56L57 140V137H55L56 135H55V133L53 134V131L52 132H50V137H52L51 139L52 140H47L46 138L47 137H44L43 135H42V133L40 132V130H41V126H42V123H41V117H36L35 119L33 118V117H30V116H26V115H22V116H20L19 117V115L18 114H16L15 115ZM65 113V114H66ZM127 113H122V114H120V113H117V114H119V116L120 115H122L123 117H128V116H125ZM137 113L135 114V115H137ZM151 113V114H150ZM231 113H235L238 117H240L239 119L236 117V115H234L233 117H232V115L233 114H231ZM257 113V114H256ZM263 113V114H262ZM111 114V115H110ZM113 114V115H112ZM141 116H140V115ZM260 114V115H259ZM262 114V115H261ZM11 115V113H10V111L8 110V109H4V111H3V116H4V118H8L9 116ZM112 116L113 118H114V116H115V120L114 119H110L111 117L110 116ZM230 115V116H229ZM257 115V116H256ZM108 116H109V119H110V122H113V120H114V122L113 123H111L110 124V122H109V120H108V118L106 119V121L104 122L105 124L106 123H109V125H105L106 127H104V125L103 126H99V124L98 123H95V122H90V121H87L88 123L86 124L85 122L86 121H82V123L83 124H85L84 126L86 127V129H87V132H86V129H85V127L83 126V128L85 129V132H83V130L84 129H82V130H80L78 127L76 128H72V129H70L71 131L73 130V135H71L70 137H69V139H70V141H73L72 143H74V145L78 148L77 150H76V148H75V153H74V157H73V160L71 161V162H69L68 164L66 163V162H64L63 163V168H64V170L66 171V173L68 174V171H71V169L73 170L75 167H74V164L76 163V162H78L79 161V159H80V157L81 156H84L85 157V159H86V161H88V164L90 163L91 164V160H93L94 158H95V160H97V156H95V153H96V151H95V148H96V145H98V144H96V142H95V140H99V142L100 143H105L106 144V147H107V152L105 153V154H108L107 156H108V158H110L111 156L112 157H115V158H112V159H114L112 162H114V164H113V167L107 172V176L105 175V169H102L101 171L99 170V172H96V171H98V168L99 167H96L97 168V170L95 169V167H94V172L95 173H99L98 175L99 176H101L102 177V179L100 178L99 180H97V181H94V184H92L91 185V182H89V183H82V182H80L81 184H80V187H78L77 186V184L76 183H79L78 182V180H76V178H78V177H76V176H80L81 175V173H82V170L81 169H79V171L77 172V171H75V172H77V173H79L80 171V173L79 174H77V175H74L75 177H73V174H70L71 172H69V176L67 175V177H66V184L64 185V187H63V192H64V194L67 196V198L66 199H64V200H61L62 201V207H63V209H64V213L63 214H61L59 217H57V225H56V227H55V230L57 231L58 229V231H57V233H56V240H55V242H56V247H57V251H56V248H55V251H56V254L57 253H59V252H61V253H59V255L60 254H62L63 252H64V254L65 255H67L68 253V251L66 252L65 250H68L69 249V252H70V246L72 247V244H73V241L74 240H76L75 242L76 243H78V242H80V244L82 243V239L84 238V237H87L88 238V241H89V243H88V246H89V251L87 252L88 253V255L90 256H92L93 254L95 255L96 254V244H94V242L93 241H91L90 240V237H91V235H92V233H93V231H94V228H96V227H99L100 228V230L102 231V228L104 229L103 230V232H101L102 234H105L106 233V230L105 229H107L108 227H110L111 228V222H112V220H111V218H113L114 216H111L110 214H111V212L113 211L114 213H115V217H117V216H121L119 213L120 212H118L117 210H120V209H116V208H120V207H122L121 209H123V205L121 204L122 202H123V195L128 191V194L131 192V193H134V192H132L131 190L133 189V191H134V189H135V187H137V186H139V184L141 185V184H143V183H146V187L148 186V184H149V182H148V178H147V175L150 173V169L152 170L151 172H153V173H155L156 174V176L158 177V179L159 180H157V182H158V189H159V204H158V206L161 208V209H163L164 208V206H167L168 204H170V205H173V207L175 208V207H179V205L181 204V198H180V195H178V194H182V192L184 191V190H186L187 189V192L189 193L188 194V196L192 199V198H196V197H198V195H200V194H202L203 192H204V194L203 195H205V193L206 192H208L207 190L205 191V188L206 189H208L207 187V185L204 183V178L206 177V178H210L211 179V177H209V176H211V175H209L208 176V174H207V172L206 171H202V170H204V169H201L199 166V164H198V161H200V159H198V158H196V156H194V154H196V153H190V152H192L191 150H193V149H197V147H200L201 145L200 144H197V143H199L197 140H196V142L194 141L195 139V137L196 136H194V134H192V133H189V135H188V137L186 136V135H183V131L181 132H178V131H175V133L176 134H172V138H173V141H175V140H177V141H175L174 143V146L176 147V149H177V151L176 152H174V150L169 146V145H166L167 147H169V148H167V147H165V148H167V150H170V152L168 153L167 151H166V149H165V151H164V153L166 154H168L169 156H173L172 158L175 160V161H178L177 162V164L174 162H170V160H173L171 157H169L168 155L167 156H165V155H161L160 156V158H156V159H158V161L157 162H160L159 160L161 159V161L162 160H164L162 163H160V164H162L163 166V168H164V170H165V174L163 173V171L164 170H162L163 168L161 167V165L159 166V165H157V166H159V168L158 167H156L155 165L156 164H159V163H154V162H156L155 160V157L153 156V153H155L154 152V150L155 151H157L156 149H157V147L158 146H156V145H159L160 143L159 142H161L162 140H164V139H162V135H164V138H165V133L163 132V131H161L162 129H159V131L157 130L158 128H156L155 129V127H154V123L153 122H151V124L149 125V129H151L152 128V130L150 131V133L147 131V127L148 126H144L142 129H141V131L142 132H140L141 133V135L137 138V140H133V142H131L132 140L131 139H133L134 138V136L137 134V133H139V131L138 132H134V133H131V134H127V132H128V130H129V126H130V123L132 124V122L131 121H129L127 118H126V120H124V119H122L123 117L121 116V120H124L125 121V123H122L121 122V120H119L118 118L119 117H117L116 116V113L114 114V113H109L108 114ZM140 116V117H139ZM248 116H250V118H248ZM253 116H255V117H257V118H254ZM261 117V120L259 119L260 117ZM25 117H27V119H25ZM30 119H29V118ZM143 117H141V118H143ZM231 117V119H229ZM253 118H254V120H253ZM119 120V122L116 124V125H114V123H116L117 122V120ZM216 119V118H215ZM229 119V120H228ZM248 120V122H247V120ZM256 119V120H255ZM257 119H259L258 120V122H257ZM112 120V121H111ZM218 120V122H217V124H219V119H216V121ZM241 122H240V121ZM252 120V121H251ZM116 121V122H115ZM123 121V122H124ZM21 122V123H20ZM244 122V123H243ZM201 123V121H197V122H195V126H197L198 124H200ZM216 123V122H215ZM241 123V124H240ZM263 123V124H262ZM80 124H81V122H80ZM92 124V125H91ZM94 124H96L95 126H93ZM98 124V125H97ZM119 124V125H118ZM121 124H123V125H125V127L123 126H121ZM208 124V123H207ZM82 125V124H81ZM90 125V126H89ZM211 125V126H210ZM212 125H215V127L217 126L216 124H214V121L213 122H210L209 124H208V128H211L213 131H215V130H217L214 126H212ZM238 125H240L239 127H238ZM262 125V126H261ZM98 126L100 127V128H98ZM113 126H115V128L113 127ZM119 126V127H118ZM199 126V125H198ZM210 126V127H209ZM94 127H95V129L97 128L98 130H101V131H99L100 133H98L99 134V137H101L100 135H102L103 137H102V140H101V138H99V137H93V138H91L92 137V134L94 135L96 132H94L93 133V130H94ZM107 127H110V128H107ZM118 127V128H117ZM121 127V128H120ZM191 127H193L192 125L191 126H189V129L191 128ZM15 128H16V130H15ZM103 128V129H102ZM105 128V129H104ZM120 128V133H118L119 131H118V129ZM154 128V129H153ZM203 128H205V127H203ZM253 128V129H252ZM40 129V130H39ZM76 129V130H75ZM79 129V130H78ZM97 129L95 130V131H97ZM188 129V130H189ZM245 129H247V131L245 130ZM17 130H19V131H17ZM74 130L75 131H79L78 133H77V136H76V132H74ZM92 131V133L90 132V133H88V131ZM102 130H105L104 132L102 131ZM114 130H116V131H118V132H115ZM121 130H122V133H121ZM154 130V131H153ZM235 130V131H236ZM258 130V131H257ZM260 130V131H259ZM39 131V132H38ZM80 131H82L84 134H86V133H88V135L86 134V136L81 132L80 133ZM108 133H107V132ZM109 131L111 132H113V133H109ZM234 131V132H235ZM248 131H250L249 133H248ZM98 132V131H97ZM102 132V133H101ZM106 132V133H105ZM147 132V133H146ZM155 133V132H157V134H152V133ZM174 132V131H173ZM258 132H262V134L260 133V135H259V133ZM40 133V134H39ZM103 133L104 134H106V135H103ZM164 133V134H163ZM182 134V135H180V138H177V137H179V135L178 134ZM206 133L208 134V132L206 131ZM224 133V132H223ZM75 134V135H74ZM78 134L79 135H82V137H81V142L79 141L80 139H79V137H78ZM112 134H113V137H112ZM119 134V135H118ZM159 134V135H158ZM207 134H206V136H207ZM244 134V135H243ZM42 135V136H41ZM55 135V136H54ZM115 135V136H114ZM154 135V136H153ZM173 135H178L177 137L176 136H173ZM250 135V136H249ZM41 136V137H40ZM53 136H54V138H53ZM73 136H75L76 138H73ZM84 136V137H83ZM153 136V137H152ZM157 136H159V137H157ZM183 136V138H181ZM185 136H186V138H188V139H186L185 140ZM190 136H191V138H190ZM205 136V137H206ZM229 136V137H228ZM252 136H256L255 138L254 137H252ZM87 137H89V139L87 138ZM104 137H107V138H104ZM110 139H109V138ZM111 137L113 138V139H111ZM192 137H194V138H192ZM204 137V138H205ZM233 139H232V138ZM21 138V139H20ZM38 138V139H37ZM96 138V139H95ZM156 138H158V139H156ZM231 138V139H230ZM246 138H248V139H246ZM254 138V139H253ZM53 139L54 140H56L55 141V143H54V141H53ZM87 139L88 140H91V141H87ZM93 139H95V140H93ZM194 139V140H193ZM197 139V138H196ZM44 140H45V142H44ZM104 140V141H103ZM106 140V141H105ZM111 140V141H110ZM131 140V141H130ZM194 142H193V141ZM229 140V141H228ZM248 140V141H249ZM50 141V142H49ZM145 141V146H142L141 147V145L140 144H142V145H144L143 144V142ZM156 141V142H155ZM159 141V142H158ZM179 141V142H178ZM180 141H182V142H180ZM186 143H185V142ZM223 141V142H222ZM228 141V142H227ZM86 142H88L89 143V145H88V143L87 144H85ZM95 143V145H93V143ZM146 142H147V145H146ZM185 144H184V143ZM189 142L191 143V147H190V145H187V144H189ZM245 142V141H244ZM68 143H69V148H68ZM78 145H77V144ZM92 143V144H91ZM99 143V144H100ZM111 143H115L114 144V146L113 145H111ZM159 143V144H158ZM177 143H181V145H183V146H185V148H186V146H187V148H188V146L190 147L189 148V151L187 152V153H185L186 152V150H188L187 148H186V150L184 151V149H183V147L182 146H180V145H178ZM183 143V144H182ZM194 143H195V146L196 145H198V146H194V148H193V145H194ZM218 143H220L219 145H221V148H220V146H218ZM222 143L224 144H226V145H228L227 147H228V149H226L227 147H226V145L224 144V147H223V145H222ZM47 144V145H46ZM57 144V145H56ZM90 144L91 145H93V146H90ZM117 144H118V146H121V148H123V152L121 151V155H119V156H117L118 155V148L116 147L117 146ZM22 145V146H23ZM64 145V146H63ZM81 145H83L84 147H81V149H80V147L79 146H81ZM63 148H62V147ZM88 146H90V147H88ZM111 146H113V147H111ZM178 146V147H177ZM263 146V147H262ZM138 147H139V149H141V150H143V151H138ZM146 147V148H145ZM231 147H233V148H231ZM60 148V149H59ZM65 148H68V149H65ZM72 148V147H71ZM117 148V149H116ZM147 148H150L151 149V151L149 152V157H148V159L146 160V159H144L143 157H142V155H143V153H144V151H145V149H147ZM179 148H180V150H179ZM192 148V149H191ZM83 149V150H82ZM113 149H116V150H113ZM182 149H183V152H182ZM214 149V148H213ZM234 149V150H233ZM79 150V151H78ZM100 150V149H99ZM99 150H97V151H99ZM130 150H131V152H130ZM179 150V151H178ZM195 150H193L194 152H195ZM199 151H200V149H198ZM215 150V149H214ZM213 150V151H214ZM218 150H216V151H218ZM260 150H262L263 151V153H262V151H261V155L259 154V152H260ZM59 151V152H58ZM71 151V150H70ZM82 151V152H81ZM116 151H117V154L115 155V153H116ZM133 151V152H132ZM137 151H138V153H137ZM171 151H173V152H171ZM221 151H220V154H219V152L217 153V152H214V153H216V154H218V155H216V154H214L215 155V157L216 158H219L220 156H221V154L222 153H224L223 151H222V153H221ZM247 151V152H246ZM92 152V153H91ZM114 154H113V153ZM129 152L130 153H132L131 154V156L130 157H128L129 155H127V153L129 154ZM198 152V151H197ZM213 153V152H212ZM111 154H113V155H111ZM141 154V155H140ZM186 156V154L188 155V157L190 156V154H192L193 155V158H192V155H191V158H188V161H185L184 162V160L182 161V159L184 158V156ZM258 154H259V157H258ZM135 155V156H134ZM175 155H176V157H175ZM106 156V155H105ZM139 156H140V158H139ZM165 156V157H164ZM182 156V157H181ZM219 156V157H218ZM222 156H225V154L223 155L222 154ZM221 156V158H223V159H228V158H226V156L228 157V154L225 156V157H222ZM250 156V157H251ZM127 157H128V159L131 161L130 163H133V164H129V162L127 161V160H125V159H127ZM195 157V158H194ZM237 156H235V158H236ZM131 158V159H130ZM135 159V161H134V159ZM138 158V159H137ZM163 158V159H162ZM169 158H171L170 160H169ZM177 158V159H176ZM182 158V159H181ZM245 159V156L243 155L242 157H240V161H242V159ZM257 158H258V160H257ZM132 159H133V161L134 162H132ZM153 159V160H152ZM155 159V160H154ZM192 159H195L196 160V167L194 166L195 165V161H193ZM230 159H232V158H230ZM233 159H234V157H233ZM141 160H142V162H141ZM144 160H145V163H144ZM169 161V162H166V161ZM198 160V161H197ZM154 161V162H153ZM128 163V164H126V163ZM148 162H149V164H148ZM179 162H180V164H179ZM189 162V163H188ZM192 164H191V163ZM143 163L145 164V165H143ZM172 163V164H171ZM186 163H188V164H191L192 165V167H190V165L188 166ZM65 164V165H64ZM139 164V165H138ZM155 164V165H154ZM169 166H168V165ZM171 164V165H170ZM173 164H174V166L175 165H180V167L179 166H177L178 167V169H177V167L175 166V167H173L172 168V166H173ZM186 164V165H185ZM79 165H82V164H79ZM130 165V166H129ZM135 165H137L138 167H136ZM166 165V166H165ZM184 165L185 166H187V167H184ZM56 166H58V165H49V172H51V173H53L54 171H55V169H53L52 170V168H56ZM90 166V171H89V174L91 175L92 174V170H93V167L91 166V165H89ZM119 166H121V168H122V166L123 167H125V169H121V168H118ZM139 166H141L142 168L144 167L145 168V170H144V168L142 169L141 167V169L139 168ZM151 166V167H150ZM155 166V167H154ZM171 166V167H170ZM194 166V167H193ZM253 166V167H252ZM258 166H260V167H258ZM9 167V166H8ZM128 167H129V169H128ZM133 167V168H132ZM134 167H135V171H134ZM150 167V168H149ZM154 167V168H153ZM160 167H161V169H160ZM189 167V169L190 168H192V169H194V168H196V172L194 171V170H192V169H190V170H192V172L193 173H190V176H189V169L187 170V168ZM62 168V169H63ZM118 168V169H117ZM137 168V169H136ZM157 168H158V171L159 170H161V171H157V172H155L156 170H157ZM181 168V169H180ZM198 168H200L201 169V172H199V170L200 169H198ZM8 169V168H7ZM25 171H27L28 173L30 172V170H32V168H30V167H24L23 168ZM92 169V170H91ZM99 169H101V168H99ZM156 169V170H155ZM168 169V170H167ZM198 169V170H197ZM246 169V170H245ZM12 170V167H10V169H8V171H11ZM75 170V169H74ZM116 170H118V171H116ZM120 170V171H119ZM124 171V179H125V177H126V181L123 179V176L121 175V174H123L121 171ZM134 171V172H137L138 173V175H137V173H136V175L137 176H133V175H135V173L134 172H132V171ZM139 170V171H138ZM167 170V171H166ZM184 170H186V172L184 171ZM244 170V171H243ZM92 171V172H91ZM103 171V172H102ZM114 171H116V172H120L119 174H120V176H121V178H120V176H118L117 178H116V176H117V173L116 172H114ZM125 171H127V172H125ZM141 171V172H140ZM145 172V174L143 173V172ZM170 171L172 172V173H174L173 171H176L175 172V174L176 175H178V176H176L175 174V176H172L171 174L170 175H168V172L170 173ZM189 171V172H188ZM245 171H246V173H245ZM62 172H64V171H62ZM61 172V173H62ZM93 172V175L95 176L96 174ZM148 172V173H147ZM188 172V173H187ZM250 172H254V173H256L257 175V180H255L256 181V184H254V189L253 190H255V195H254V198H253V194H252V198H246L245 199V197H243V196H239V197H236L237 199H236V202H235V199H233V201H232V203H233V205L231 204V199H230V201H227L225 198H227L226 197V195L228 194L229 195V191L230 190H227V189H229L230 188V181H231V179H234V177L235 176H233V173H234V175H237V177L238 178H240V177H242V176H247V177H250V176H252L253 177V175H251L250 174ZM26 173V172H25ZM101 173L102 174H104V175H101ZM142 174L141 176L143 177L144 175V177L142 178V180H139V178L141 179V177H140V174ZM184 173H187V174H184ZM197 173V176H196V179H194L195 178V174ZM202 173H203V175L205 176H203L202 175ZM204 173H206V174H204ZM211 174H213L212 172H210ZM254 173H252V174H254ZM118 174V175H119ZM125 174H127V175H125ZM160 174V175H159ZM163 174H164V176H163ZM191 174H194V175H191ZM202 175V177H200V175ZM220 175L222 174V172L221 173H219ZM247 174V175H246ZM114 175H115V177H114ZM132 176V179H130V177ZM172 176L173 178H175V177H177L176 179H173L172 177H169V178H171V179H169V178H167L168 176ZM185 175H188V176H184ZM218 175V174H217ZM160 176V177H159ZM162 176V177H161ZM192 176H194V177H192ZM213 176V175H212ZM219 176V175H218ZM223 176V177H224ZM231 176V177H230ZM105 177V178H104ZM113 177H114V179H113ZM179 177V178H178ZM184 177V178H183ZM190 177H192V178H190ZM204 177V178H203ZM222 177V176H221ZM236 177V178H237ZM71 179V181H70V179ZM74 178V179H73ZM117 180H116V179ZM119 178V179H118ZM136 178V179H135ZM137 178H138V180H137ZM148 180H147V179ZM189 179V180H187V179ZM201 178V179H200ZM228 178H229V180H228ZM135 179V180H134ZM179 179V180H178ZM184 179V180H183ZM69 180V181H68ZM105 180H107V181H105ZM131 180V181H130ZM133 180V181H132ZM137 180V181H136ZM170 180H172L173 182H171ZM176 180H178V181H176ZM193 180H196V181H193ZM202 180V181H201ZM226 180H228L229 182L227 183V181ZM46 181V182H45ZM44 181V184H48L50 181L49 180H45ZM119 181H121V182H119ZM159 181H160V183H159ZM162 181V182H161ZM186 181H188V182H186ZM190 181H193V182H190ZM197 181H198V183H197ZM96 182V183H95ZM99 182V183H98ZM102 182V183H101ZM113 182V183H112ZM148 182V183H147ZM177 182H178V184H177ZM200 182V183H199ZM70 183V184H69ZM99 184V191H98V184ZM101 183V184H100ZM181 183V185L182 186H184L183 188L184 189H180L179 190V188L181 187L182 188V186H180L179 184ZM184 185H183V184ZM202 183V184H201ZM227 185H226V184ZM68 184H69V186H68ZM112 184H113V186H112ZM116 184V187L114 186ZM124 185L122 188L119 186V185ZM131 184V185H130ZM134 184V185H133ZM207 186V187H205V185ZM74 185H76V186H74ZM79 185V184H78ZM81 185H86V186H82L81 187ZM92 186V187H94L95 188V190H93L92 191V189H94V188H90V186ZM97 187H95V186ZM101 185H103V187L101 186ZM118 185V186H117ZM162 186V188H161V186ZM221 185V186H220ZM66 186V187H65ZM68 186V187H67ZM130 186H131V188H130ZM177 186H178V188H177ZM189 186V187H188ZM223 186V188H222V190H224L223 192L224 193H222V191H221V187ZM100 187H102V188H100ZM111 187H112V189H111ZM115 187V188H114ZM129 187V188H128ZM134 187V188H133ZM187 187V188H186ZM193 187H194V189L197 187L198 189H193ZM226 187V188H225ZM66 188H68V189H66ZM72 188V189H71ZM81 188V189H80ZM84 188V189H83ZM86 188V189H85ZM190 188H192L191 190L193 191H198V193L196 194V192H192L191 190V192H192V195L190 194L191 192L190 191H188ZM28 189H30L31 191H33L34 192V188L33 187H31V188H28ZM65 189V190H64ZM77 189V190H76ZM89 189H90V193H89ZM96 189H97V191H96ZM111 189V190H110ZM130 189V190H129ZM173 189H175V190H173ZM25 190V189H24ZM67 190V191H66ZM73 190V191H72ZM75 190V191H74ZM78 190H84V191H86L87 192V195H88V197L90 196V198H88L87 199V203H84L86 206H84L83 204H80V203H82L81 201H80V199H82V196L80 195V196H77V192L76 191H78ZM125 190V191H124ZM178 190V191H177ZM227 190V191H226ZM262 190V191H261ZM65 191L67 192V193H65ZM68 191H70L69 193H68ZM113 192V193H111V192ZM161 192L162 193H164L165 194V197L163 196V195H161ZM186 192V193H187ZM215 192V191H214ZM215 192V194H217ZM227 192V193H226ZM253 192V191H252ZM95 195H93V194ZM95 193H97V194H95ZM122 194V197H120L121 195H119V194ZM69 194H71V195H69ZM73 194V195H72ZM90 194V195H89ZM113 194V195H112ZM118 194V195H117ZM127 194V193H126ZM193 194H196V196H194ZM211 194H209L210 196H212ZM221 194H223L222 196H220ZM75 195V196H74ZM91 195H92V197H91ZM110 196V198H107V197H109ZM112 195V196H111ZM119 197H117V196ZM23 196V195H22ZM24 196H26V195H24ZM24 196L22 197V198H24ZM29 196H31V194L30 195H28L27 197H29ZM34 195L32 194V197H33ZM71 196V197H70ZM165 198H163V197ZM167 196V197H166ZM194 196V197H193ZM212 196V197H213ZM27 197L26 198H24V200H22V198L19 200V203H21V204H24V209H22V210H19V211H17L16 213H14V215H9V214H11L12 212H8L9 214H7V210L8 209H13V208H11L12 206L11 205H7V204H5V203H1L0 204V206H2V207H0V219L2 220H0V222L2 223V225H4V227H5V229H4V227H2V225L0 224V226L3 228L2 230H3V232H2V230H0V246H1V248H0V255H2V252L5 254V253H7L8 255H11V254H14V255H17V256H20V257H22L21 259L23 260L22 261V263L23 262H25L26 260V262H28V261H30V262H28L29 264H32V261L29 259L30 257H32L33 256V246L32 245H34V240H35V238H36V235H37V232H38V227H37V224H36V221H35V219H34V214H33V212L29 209L30 207H29V205L30 204H32L33 203V200H34V197H33V199L31 198V197H29V199L31 198L32 199V201H31V199L29 200V201H27ZM77 197H78V199H77ZM102 197V198H101ZM112 197V198H111ZM116 197V198H115ZM181 197H182V195H181ZM228 197H230V195L228 196ZM71 198V199H70ZM100 198H101V200H100ZM118 198V199H117ZM121 198V199H120ZM180 198V199H179ZM239 198H241V199H239ZM26 199V200H25ZM90 199V200H89ZM110 199H113V201H112V203H110V204H108L107 203V201L108 200H110ZM66 200V201H65ZM69 200V201H68ZM73 200H74V202H73ZM166 200L167 201H169V203L168 202H166ZM228 200H229V198H228ZM100 201V202H99ZM115 201H117V202H115ZM120 201H122L121 203H120ZM180 201V202H179ZM72 202V203H71ZM106 202V203H105ZM108 202H111V201H108ZM114 202V203H113ZM228 202H230V203H228ZM69 203H71V206H74V203H75V206L74 207H72L71 209L73 210H71L70 209V204ZM78 203V204H77ZM103 203H105V204H103ZM166 204V205H164L163 206V204ZM180 203V204H179ZM83 205V207L81 208V206ZM106 204H108V205H106ZM111 204H114L113 205V207H112V205ZM119 204V205H118ZM232 206H231V205ZM68 206V208L66 207V206ZM76 205H78V206H76ZM104 205H106V206H104ZM120 205H122V206H120ZM80 206V207H79ZM107 206H109V207H111V208H113V209H111V211H110V213H109V209H107L106 210V207ZM169 206V205H168ZM28 207V208H27ZM86 207V208H85ZM88 207V208H87ZM99 207V208H98ZM101 207V208H100ZM171 207V206H170ZM5 208V209H4ZM66 208V209H65ZM80 208V209H79ZM59 209V208H58ZM58 209H56L55 208V211H58ZM68 209H70V211H67ZM99 209V210H98ZM104 209V210H103ZM229 209V210H228ZM6 210V211H5ZM81 210H83V212L81 211ZM103 210V211H102ZM31 211V212H30ZM67 211V212H66ZM75 211V212H74ZM76 211H79V213L77 212L76 213ZM80 211H81V213H80ZM99 211V212H98ZM104 213V211H106V213H109V214H107L108 215V217H110V220H108V219H106L105 220V216H106V214L104 213V215H103V213ZM117 211V212H116ZM122 211V210H121ZM70 212V213H69ZM84 212H87V213H85V216L83 215V218H82V213H84ZM67 213V214H66ZM73 213H75V214H73ZM5 214V215H4ZM69 214V215H68ZM81 215V217H80V215ZM96 214V215H95ZM116 214H117V216H116ZM119 214V215H118ZM65 215V216H64ZM78 215H79V217H78ZM110 215V216H109ZM231 215V216H230ZM263 215V216H262ZM73 216V217H72ZM75 216H77V218L79 219H81V222H80V219L78 220ZM228 216H230V217H228ZM239 216V217H238ZM68 217H70V219H71V217L73 218V219H69ZM95 217H98L97 218V220L99 219V221H98V223L100 224V222H101V225L102 226H104L105 224L104 223H106V222H110V224H108V223H106V225L108 224V227L107 228H105L106 226H104V227H101V225H99V224H97V220H96V218ZM104 217V221L103 220H101L102 218ZM107 217V218H108ZM233 217V218H232ZM237 217V218H236ZM231 218V219H230ZM251 218H255V221H250V223H251V227L253 228H251L250 226L249 227H246L245 226V223L243 222L244 220H252ZM261 218H262V220H261ZM62 219H63V222H62ZM87 219V220H86ZM240 219V220H239ZM241 219H242V221H241ZM260 219V220H259ZM75 220H76V223L75 224H79L80 223V226L79 225H75L74 226V222H75ZM256 220H258V221H260L261 222V224L258 222V221H256ZM65 221V222H64ZM73 221V222H72ZM79 221V222H78ZM5 222V223H4ZM70 222H72V223H70ZM104 222V223H103ZM157 222H159L158 220H157ZM156 222V220H155V222H154V228H153V231H154V234L155 235H157V236H155L154 234V236L151 238V240H150V251H152V252H150V254L149 255H151V253H152V257L154 258H152L153 259V261L151 260V256H149L150 257V259H149V261L151 260V262L149 263V264H161V259L163 258V256H164V254H163V252L161 251V248H160V245H159V240H160V235L162 234V236L163 235H165L163 238L165 239H167V242L164 240V242H166L165 243V246H166V248H170V249H172V250H175V249H177V244H179V241H177V238H176V236L174 235V233H172L169 229V226H167V225H164L163 226V229H161L160 228V225H158V224H160V223H157ZM254 222V224H255V226H254V224H252ZM59 223H60V226H59ZM83 223H85V224H83ZM95 223V224H94ZM104 225H103V224ZM257 224H259V226H261V227H259ZM156 225H158L157 227H159V231L160 230H162V232L163 233H161V231H160V234H159V231L156 229ZM73 226V228L75 229V227H77L75 230H73V228H72V230L70 229V227H72ZM94 226H96V227H94ZM61 227V228H60ZM79 227H81V228H79ZM78 228H79V231H78ZM109 228V229H110ZM166 228V229H165ZM256 228V229H255ZM263 229H264V226H263ZM6 230V231H5ZM69 230H71V231H69ZM82 230V231H81ZM108 230V229H107ZM157 230V232H155ZM166 230V231H165ZM259 230V231H258ZM105 231V232H104ZM166 232V233H165ZM167 232H170L169 234L167 233ZM2 233V234H1ZM63 233H64V236H66V237H64L63 236ZM80 233V234H79ZM157 233V234H156ZM251 233V234H250ZM67 234H72V235H77V234H79V235H77L76 236V238H75V236H69V235H67ZM159 234V235H158ZM83 235V236H82ZM169 235V236H168ZM90 236V237H89ZM106 236V235H105ZM159 236V237H158ZM161 236V237H162ZM170 236H173V238H172V242L173 243H170L171 242V237ZM60 237H61V239H60ZM232 237V236H231ZM249 237H251L250 238V240L248 239ZM64 238V239H63ZM66 238H68V239H66ZM79 238H81L80 240H79ZM225 238V237H224ZM235 238V237H234ZM244 238V239H245ZM66 239V240H65ZM69 239H71L70 240V242L69 243H71V245H66L67 243L66 242H68L69 241ZM228 239V238H227ZM226 239V240H227ZM9 240V241H8ZM11 240V241H10ZM65 240V241H64ZM169 240V241H168ZM223 241V239H220V244L222 243V245H220V247H222L223 245H225L226 246V243H227V246L229 247L230 245H228V244H230V242L228 241V242H225L224 243V241ZM225 240V239H224ZM249 240V241H248ZM175 241H176V243H175ZM219 241V240H218ZM240 241V242H241ZM10 242H12V243H10ZM61 244H60V243ZM74 242V243H75ZM92 242V243H91ZM249 242V243H248ZM253 242V243H252ZM9 243V244H8ZM224 243V244H223ZM251 243V244H250ZM79 244V245H80ZM90 244V245H89ZM156 244H158V246L156 245ZM167 244H169V245H167ZM255 244V245H254ZM175 245V246H174ZM244 245V246H243ZM246 245H248V247H246ZM23 246V247H22ZM157 246V247H156ZM224 246V247H225ZM227 246H226V248L224 249V247L223 248H221L223 251H225L226 252V249H228L227 248ZM61 247V248H60ZM64 247V248H63ZM66 247V248H65ZM176 247V248H175ZM239 247V246H238ZM6 250H5V249ZM60 250H59V249ZM68 248V249H67ZM158 248V249H157ZM159 248H160V250H159ZM250 248H252V250H255V251H253L252 252V250L250 249ZM2 249H4V250H2ZM61 249H63V250H61ZM249 249H250V251H249ZM59 250V251H58ZM157 250V251H156ZM258 250V251H257ZM8 251V252H7ZM15 251V252H14ZM26 251H28V252H26ZM107 251V250H106ZM105 250L103 251L106 255H108L109 256V253L108 252H106ZM160 251V252H159ZM249 251V252H248ZM11 252V253H10ZM55 253V252H54ZM163 254V255H162ZM30 255V256H29ZM59 255H56L57 257H59ZM63 255V254H62ZM64 255V256H65ZM263 255H264V253H263ZM263 255H261L262 256V258L264 257ZM27 256H29V257H27ZM61 256V255H60ZM63 256V258H66V257H64ZM25 257V258H24ZM56 257V258H57ZM24 258V259H23ZM28 258V259H27ZM26 259V260H25ZM264 259V258H263ZM109 261H111V259H108ZM25 262V263H26ZM112 262V261H111ZM252 262L253 263H255V264H260V261L259 260H252ZM21 263V264H22ZM41 263H43V261H41ZM24 264V263H23ZM27 264V263H26Z\"/></svg>",
    "mask_w": 264,
    "mask_h": 264
}]
</instances>
